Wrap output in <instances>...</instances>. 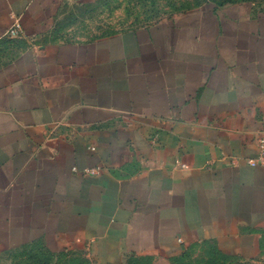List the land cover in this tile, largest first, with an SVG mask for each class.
Masks as SVG:
<instances>
[{"label":"crops","instance_id":"obj_1","mask_svg":"<svg viewBox=\"0 0 264 264\" xmlns=\"http://www.w3.org/2000/svg\"><path fill=\"white\" fill-rule=\"evenodd\" d=\"M66 1L0 0V251L116 264L210 242L258 258L264 167L246 158L264 128V5L43 42Z\"/></svg>","mask_w":264,"mask_h":264},{"label":"rangeland","instance_id":"obj_2","mask_svg":"<svg viewBox=\"0 0 264 264\" xmlns=\"http://www.w3.org/2000/svg\"><path fill=\"white\" fill-rule=\"evenodd\" d=\"M241 0H67L54 16L50 28L41 36L43 42L93 39L101 35L169 19L182 11L207 4L222 6ZM259 6L264 0H250ZM14 45L26 43L18 37ZM11 50L12 40L2 41ZM16 50V47H15ZM0 51H3L0 49ZM13 52H0V59ZM0 264H103L80 250L50 253L41 244H31L0 251ZM116 264H264V243L254 260L224 257L211 243H196L178 255L163 259L135 255Z\"/></svg>","mask_w":264,"mask_h":264},{"label":"built area","instance_id":"obj_3","mask_svg":"<svg viewBox=\"0 0 264 264\" xmlns=\"http://www.w3.org/2000/svg\"><path fill=\"white\" fill-rule=\"evenodd\" d=\"M21 24L19 19H14L12 25L7 29L6 34L10 36H18L21 33ZM152 143L155 144V139H152ZM256 148L257 153L254 157L246 158V163L252 167L261 166L264 167V128L261 130L260 135L256 139ZM177 162V161H176ZM232 163L233 160L231 161ZM179 163V162H177ZM181 167H184V164H179ZM98 168H92L88 172L97 173Z\"/></svg>","mask_w":264,"mask_h":264},{"label":"trees","instance_id":"obj_4","mask_svg":"<svg viewBox=\"0 0 264 264\" xmlns=\"http://www.w3.org/2000/svg\"><path fill=\"white\" fill-rule=\"evenodd\" d=\"M241 1H245V0H241ZM249 1H250V0H249ZM235 2H239V1H232L231 3H235ZM207 243H210V242H207ZM32 244H41V243H32ZM211 244H212V246L215 248V250L217 251V253H218L219 255L224 256V257H231V256L225 255V254H223L222 252H220L214 243H211ZM27 245H31V244H27ZM27 245H23V246H27ZM41 245H42V244H41ZM42 246H43L48 252H50V253H54V252L49 251L44 245H42ZM20 247H21V246H20ZM68 252H69V251H68ZM60 253H65V252H60ZM55 254H59V253H55ZM130 257H131V256H130Z\"/></svg>","mask_w":264,"mask_h":264}]
</instances>
